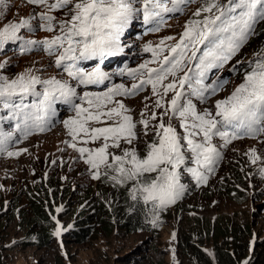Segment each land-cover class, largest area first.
I'll use <instances>...</instances> for the list:
<instances>
[{
	"label": "snow or ice",
	"instance_id": "6c2138e0",
	"mask_svg": "<svg viewBox=\"0 0 264 264\" xmlns=\"http://www.w3.org/2000/svg\"><path fill=\"white\" fill-rule=\"evenodd\" d=\"M28 2L48 7V12L39 14L43 23L37 27L57 34L43 41L27 40L24 50L42 45V50L53 58L49 67L54 65L61 75L45 78L41 69H27L13 78L0 73V108L9 111L17 120L15 131L27 138L34 131L47 129L56 115L57 101L71 106L75 115L63 123L72 140L83 144L101 142L94 149L77 147V143L70 145L81 156L88 154L85 162L91 166L94 179L102 175L101 166L112 169L114 182L132 181L134 192H139L145 202L164 208L174 204L185 191L182 170L197 182L206 183L207 174L215 171L222 158V149L236 140L264 137V51L254 54L241 82L211 108L198 109L194 102L206 103L228 83L221 77L207 81L214 69L231 61L247 43L256 24L264 21V0H200L178 37L166 36L155 45L145 44L143 51L151 53V58L137 68L120 69V76L134 80L139 77L138 83L131 87L113 84L103 93L82 95L77 92L78 87L111 80L101 66L107 57L123 50L120 36L134 14H142L148 32H159L168 26L170 14L182 13L196 0ZM4 3L0 0V5ZM53 9L63 11L67 18L57 20L50 14ZM24 28L34 30L29 19L0 28V46L6 41L23 40L18 33ZM87 61L95 63L85 68L82 63ZM4 66L0 63V68ZM232 70L239 71L236 65ZM147 86L156 97L153 108L159 113L145 105L146 110L134 120L117 97L135 96ZM90 122L103 126L89 127ZM138 125L142 126L143 135L153 133V140L146 144L143 153L138 152ZM14 134L0 129V152L7 151ZM122 141L127 147L122 148ZM109 149L121 152L116 154ZM249 154L253 163L260 159L254 147ZM7 155L18 152L7 151ZM59 233L57 228L55 234Z\"/></svg>",
	"mask_w": 264,
	"mask_h": 264
},
{
	"label": "rangeland",
	"instance_id": "374dc122",
	"mask_svg": "<svg viewBox=\"0 0 264 264\" xmlns=\"http://www.w3.org/2000/svg\"><path fill=\"white\" fill-rule=\"evenodd\" d=\"M53 2L48 0L49 4ZM199 4L200 0H196L188 4L182 13L170 14L168 26L159 32H148L149 26L143 23L142 14H134L120 36L123 50L115 56L107 57L101 66L111 76V80L100 85L78 87L77 92L81 95L83 92L103 93L113 84L122 83L131 87L138 83L139 77L134 80L126 75L120 76V69L137 68L150 59L151 53L143 51L145 44L155 45L166 36L178 37ZM43 12H48L47 6L34 5L28 0H5L0 5V28L29 19L34 29H21L18 35L23 40L6 41L0 46V63L5 65L0 68V73L13 78L27 69H41L44 71L40 74L45 78L61 75L54 65L49 67L53 58L42 50V45L33 46L30 51L24 50L27 40L43 41L57 34L37 27L43 23L39 19V14ZM50 14L57 20L67 18L58 9H53ZM262 51L264 21L256 24L254 34L231 61L209 74L207 82L221 77L228 83L206 103L194 101L198 109L211 108L217 99L228 95L241 82L244 72L248 70V62L255 59L254 54ZM237 61L240 63L237 64ZM94 63L87 61L82 66L90 68ZM233 65L239 71H233ZM31 99L29 97L28 101ZM117 99L124 102L134 120L139 119V114L146 110L145 105L159 113L158 109L153 108L156 97L152 95L150 86L135 96ZM54 107L56 115L51 118L47 129L43 132L34 131L27 138L15 131L17 120L9 115V111L0 108V129L15 133L8 143L7 151L18 152L14 156H8L7 151L0 152V251L4 264H146L151 256L161 264H178L176 255H182L180 249L175 250V232L179 225L177 218L221 211L239 213V206L225 194L224 187L228 183L239 184V190L246 196V201L240 207L256 223V229L253 228V244L259 233L264 236V137L236 140L222 149V158L215 166V171L207 174L206 183L197 182L190 173L182 170L181 183L186 185L185 191L174 204L165 207V217L157 218L158 224H164L158 237L143 230L126 234L119 232L115 217L111 219L113 229L106 233L95 204L96 200H104L105 207L110 208L111 197L107 200L99 195L95 182L102 179V176L108 178L105 182H109L113 175L109 169L101 166L102 175L94 179L91 166L85 162L88 154L81 156L77 149L70 146L77 143V147L94 149L101 142L83 144L72 140L63 121L75 115L73 109L62 101H57ZM173 123L178 125L179 121L174 119ZM101 126L100 123H89V127ZM137 129L140 137L138 152L143 153L146 144L153 140V133L150 131L145 136L142 126L138 125ZM177 131L181 130L177 128ZM121 145L122 148L127 147L123 141ZM253 147L260 156L255 163L249 154ZM109 151L116 154L121 152L120 149ZM34 205L48 215V223L32 221ZM81 227H89L88 234H75ZM57 228L60 229L59 235L55 234ZM42 229L54 233L46 244L41 243L39 231ZM150 245H156L158 252L153 253ZM179 264L189 263L181 260Z\"/></svg>",
	"mask_w": 264,
	"mask_h": 264
},
{
	"label": "trees",
	"instance_id": "16d2710c",
	"mask_svg": "<svg viewBox=\"0 0 264 264\" xmlns=\"http://www.w3.org/2000/svg\"><path fill=\"white\" fill-rule=\"evenodd\" d=\"M109 172L114 175L112 169ZM102 179L95 182V187L103 198L108 200L111 197L110 208L105 207L104 200H96L95 210L103 219L102 226L106 233L113 229L112 217L116 218L119 232L125 234L135 233L139 229L157 228L156 220L164 216L165 207L159 208L151 202H145L139 192H134L132 181L117 183L110 178L109 182H105L108 178L104 176ZM224 191L227 198L239 206V213L221 211L215 218L205 214L202 217L181 219L179 249L183 261L189 264H264V236L259 233L252 249L249 247L248 240L253 228L256 229V223L240 207L246 196L236 184L225 185ZM133 195L136 199H133ZM32 210V221L48 222L46 214L38 206L34 205ZM88 231L89 227H81L76 234L86 235ZM39 232L41 243H46L49 240L47 229ZM149 248L153 253L158 252L156 245H150ZM148 261L146 264H161L152 256ZM0 264H4L1 251Z\"/></svg>",
	"mask_w": 264,
	"mask_h": 264
},
{
	"label": "clouds",
	"instance_id": "9594fccd",
	"mask_svg": "<svg viewBox=\"0 0 264 264\" xmlns=\"http://www.w3.org/2000/svg\"><path fill=\"white\" fill-rule=\"evenodd\" d=\"M228 184H231V183H228ZM237 186H239V184H236ZM240 187H238V189H239ZM230 200V199H229ZM246 201V200H245ZM232 202V201H231ZM234 203V202H233ZM107 209H109V208H107ZM224 212H229V211H224ZM231 213H233V212H231ZM46 214V213H45ZM217 214L218 213H214V214H209L212 218H215L216 216H217ZM203 215H205V214H196V216H200V217H202ZM46 216H47V221L49 222V217H48V215L46 214ZM163 217H165V214H164V216ZM190 217H193V216H190ZM112 218H114V217H112ZM178 219V227L176 228V232H175V250H177V249H179V241H180V236H179V229H180V226H181V222H180V218H177ZM115 220H116V218H115ZM48 222H46V223H48ZM45 223V222H44ZM118 224V223H117ZM156 225H157V228L156 229H154V230H151V229H139L138 231H141V230H143V231H148V232H150V233H152V234H154L156 237H158L159 235H160V232H161V230H162V226L164 225V224H158V222H156ZM80 230V229H79ZM79 230H77V231H75V234H76V232H78ZM48 234H49V238L50 237H52L53 235H54V233L51 231V230H48ZM253 232H252V235H251V237L249 238V240H248V243H249V247L252 249V247L254 246V244H253ZM259 236V235H258ZM261 237V236H260ZM43 244H46V243H43ZM177 256V259H178V264L181 262V260H183L182 259V257L181 256H178V255H176ZM2 258H3V256H2Z\"/></svg>",
	"mask_w": 264,
	"mask_h": 264
}]
</instances>
